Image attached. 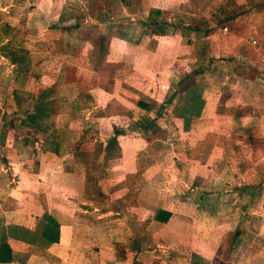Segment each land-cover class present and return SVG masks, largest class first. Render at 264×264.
Here are the masks:
<instances>
[{"label": "crops", "instance_id": "obj_1", "mask_svg": "<svg viewBox=\"0 0 264 264\" xmlns=\"http://www.w3.org/2000/svg\"><path fill=\"white\" fill-rule=\"evenodd\" d=\"M117 1L0 0V264H249L241 240L264 239V0ZM156 125L185 137L167 147ZM214 128L229 139L209 142ZM231 140L238 158L249 146L245 173L207 161Z\"/></svg>", "mask_w": 264, "mask_h": 264}, {"label": "rangeland", "instance_id": "obj_2", "mask_svg": "<svg viewBox=\"0 0 264 264\" xmlns=\"http://www.w3.org/2000/svg\"><path fill=\"white\" fill-rule=\"evenodd\" d=\"M94 1H96V2H94L93 3V0H87V6L89 7V9H92V7H93V4H95V6L97 7V8H103V1L104 0H94ZM79 3V2H78ZM119 9V8H118ZM119 11V10H118ZM115 12V11H114ZM198 13V12H197ZM196 12L194 13L195 15H198ZM194 16V15H193ZM125 18H127V17H125ZM125 18L122 16V15H118L117 16V19L119 20V22H114L115 24H117V26H115V28L114 29H112L111 27L112 26H110V25H108V30H114V31H116L115 29H121L122 27H124V25H126V21H125ZM222 19V18H221ZM128 21V20H127ZM198 21H200V19L198 18V17H196V16H194L193 17V25H194V27L195 26H201L202 27V29L204 28V30H206V35H208V33H219V36L220 37H226V40H229V35H230V33H229V31H227V30H220V31H218L217 29H218V27H219V25L216 27V28H212V29H207V28H209L210 27V25L209 26H207V23H205V22H198ZM223 21V23H225V20H222ZM198 22V23H197ZM132 23H134V22H132ZM214 24V23H213ZM216 24V23H215ZM132 25H134V26H138V24H132ZM226 25H228V24H226ZM127 27V26H126ZM131 32H133V29L130 27L129 28V34L130 35H133V33L131 34ZM199 30H195L194 31V33H193V35H194V37L196 38V39H199L198 38V36H199ZM196 33H198V34H196ZM192 34V33H191ZM134 35H135V33H134ZM198 35V36H197ZM203 36H201L200 38H202ZM216 38H218V37H216ZM210 40H213V38H210ZM199 64H205V62H195V65L196 66H198ZM200 66V65H199ZM227 66H228V64H225V72L226 71H228V68H227ZM215 72H217L218 74L220 73V72H224V69L221 67V63H220V59H217L216 60V62L214 63V66L212 67V71H211V73H215ZM186 81L187 80H180L179 81V83L177 84V85H172L173 87H172V89L174 90V89H176V91L178 90V92H179V94L181 93V90L182 89H184L183 87H185L186 86ZM167 86V85H166ZM168 88H169V86H167ZM226 87H228V86H226ZM168 88H164V87H162V88H159V89H157V92H156V95H155V97H156V100H155V106H154V108H155V110H157L156 112L157 113H160L161 114V118L163 119L164 117H165V115H169L170 114V112L169 111H166L165 109L166 108H168L169 109V103L171 102V94L172 93H174V91L173 92H169V89ZM172 91V90H171ZM179 94H176L175 96L177 97V96H179ZM170 98V99H169ZM180 100V99H179ZM234 114V113H233ZM216 120H217V118H215ZM175 129H177V127L176 126H174V127H172V128H168V127H166V126H155L154 128H153V132L154 133H156V135L161 139V140H163V141H161L165 146H167L168 147V143L169 142H173V140H180V138H181V136L183 137V139H184V137H185V135H184V133H178ZM219 129H217V128H214V129H212L210 132H209V136H208V141L210 142V140L211 141H213V140H216V142L217 143H219V144H222L223 142H225L226 140H228L229 139V137L226 135V134H223V133H221V132H219L218 131ZM229 130V132H231L232 134H233V128L232 129H228ZM228 132V133H229ZM240 136H242V135H240ZM229 143V141H227L226 142V144L225 145H227ZM209 144V143H208ZM213 144V143H212ZM248 144V143H247ZM256 144L257 145H261V144H259L258 142H256ZM157 146H159V145H152L151 147H149V150H156V151H162V150H166V148L165 147H158L157 148ZM184 146H186V145H181L180 143H178L176 146H175V149H174V152L175 151H181V152H183L182 150L183 149H185V147ZM257 147H259V146H257ZM128 148L130 149L131 148V146H130V144H128ZM154 148V149H153ZM228 149L227 150H229V154L230 155H227L226 154V156H228V157H226V158H223V159H218V160H213V159H209V160H207V161H209V163H213V167L214 168H216V169H219V165H220V167L222 166V164H225L226 162L227 163H231L232 165H233V167L234 168H237L238 170H239V173H241V167L242 168H246V167H248L253 161H254V158H250L249 159V155L251 154V152H249V146H247V147H245L244 146V148H245V152H246V156H247V159H245V158H238V151H237V146L234 144V143H232V140H231V142H230V144H228V147H227ZM256 148V147H255ZM148 149V148H147ZM158 149V150H157ZM217 150V149H216ZM237 151V153H234V152H236ZM256 150V149H255ZM213 151V150H212ZM220 151L223 153V151H224V149H220ZM163 152V151H162ZM179 165H183L182 163H180ZM174 166H176V165H174ZM172 167L171 168V171H173V169L175 168V167ZM242 172H246V170H244V171H242ZM175 173V172H174ZM249 175V174H248ZM170 177H172V179H174V181H175V178H174V176H173V174H172V176L170 175ZM245 178H246V181H249L248 179H249V176H246L245 175ZM226 179V178H225ZM173 181V180H172ZM241 181V180H240ZM246 181H241V182H246ZM247 183H249V182H247ZM216 186V185H215ZM242 186H244V185H242ZM184 190H187L186 189V187H185V184H181V183H179L178 184V191L179 192H182V191H184ZM258 193H260V192H258ZM257 204V203H256ZM261 210V209H260ZM264 227V226H263ZM242 242H241V248L245 251V253H246V255L244 256L245 258H246V263H248V258H249V264H256V260H257V258H259L258 256H256L255 255V253L257 252V254H261L260 252H264V239H257V240H251L250 241V243H249V237H247L246 236V238L245 239H242L241 240ZM260 247V250L258 249ZM257 249V250H256ZM237 255V256H236ZM235 256L234 255H231V262L234 264V261L236 260V261H238V262H241L244 258H242L243 257V255L242 254H236ZM248 257V258H247ZM254 258V259H253ZM228 261L229 260H226V261H221L220 259H218L216 262H214V264H228ZM244 261V260H243Z\"/></svg>", "mask_w": 264, "mask_h": 264}, {"label": "trees", "instance_id": "obj_3", "mask_svg": "<svg viewBox=\"0 0 264 264\" xmlns=\"http://www.w3.org/2000/svg\"><path fill=\"white\" fill-rule=\"evenodd\" d=\"M107 2H108V6L110 7L111 6V9H117L118 8V6H116V4H118V1L117 0H115V1H111V0H107ZM109 12H114V10H110ZM155 13H157V11H154V10H152L151 12H150V17H149V22L151 23V25H157V23L153 20V15L155 14ZM169 24H167V22H165V21H162L161 22V28H159L160 29V32H162V33H164V28L162 27V26H164V27H166V26H168ZM163 28V29H162ZM157 33H158V31L157 30H155ZM155 32V33H156ZM162 213H164V212H158V214H157V217H159L160 218V215L162 214ZM166 215V217H165V219L164 220H167V219H169L170 218V214H165ZM55 224V223H54ZM45 234H46V236L49 238V240L51 241V242H57V241H59V233L56 235V236H54V234H53V232L52 231H45ZM233 241H236V239H233ZM8 251H9V249H8V247L6 246V245H4L3 246V251H1V254H0V261H4L7 257H5V256H7V254H8ZM10 260V259H9Z\"/></svg>", "mask_w": 264, "mask_h": 264}, {"label": "built area", "instance_id": "obj_4", "mask_svg": "<svg viewBox=\"0 0 264 264\" xmlns=\"http://www.w3.org/2000/svg\"><path fill=\"white\" fill-rule=\"evenodd\" d=\"M225 30H227V29H225Z\"/></svg>", "mask_w": 264, "mask_h": 264}]
</instances>
